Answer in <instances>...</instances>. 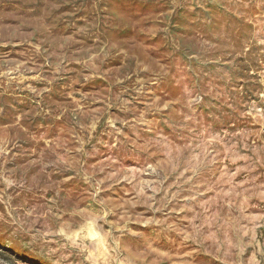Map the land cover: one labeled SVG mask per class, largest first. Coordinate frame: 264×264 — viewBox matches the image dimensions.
<instances>
[{"label": "rangeland", "instance_id": "374dc122", "mask_svg": "<svg viewBox=\"0 0 264 264\" xmlns=\"http://www.w3.org/2000/svg\"><path fill=\"white\" fill-rule=\"evenodd\" d=\"M235 6L0 0V264H264V57Z\"/></svg>", "mask_w": 264, "mask_h": 264}, {"label": "clouds", "instance_id": "9594fccd", "mask_svg": "<svg viewBox=\"0 0 264 264\" xmlns=\"http://www.w3.org/2000/svg\"><path fill=\"white\" fill-rule=\"evenodd\" d=\"M235 5L236 6L232 9V15L235 16L238 20H242L245 24H251L255 29V31L250 34L251 38L244 44L243 51L238 54L245 55L253 45H259L261 51L256 54V56L258 55L260 58L264 57V0H246V2L245 0H235ZM241 7L246 10L255 9L257 15L255 17H250L246 13L240 12L238 10ZM256 56L254 58H256ZM189 125L191 124L180 123L174 130L175 134L179 136V134L184 131L194 132L195 130L193 129L192 125L191 127H189ZM44 215L48 216L53 214L51 210H49ZM61 215H63V213H61ZM61 215L53 216V218L59 220L61 219ZM187 255L191 257L193 254L188 253ZM84 259H86V257H84ZM185 264H193V262L191 260H186Z\"/></svg>", "mask_w": 264, "mask_h": 264}]
</instances>
